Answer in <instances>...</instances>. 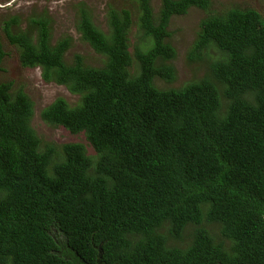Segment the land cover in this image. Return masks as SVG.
Wrapping results in <instances>:
<instances>
[{
  "label": "trees",
  "instance_id": "16d2710c",
  "mask_svg": "<svg viewBox=\"0 0 264 264\" xmlns=\"http://www.w3.org/2000/svg\"><path fill=\"white\" fill-rule=\"evenodd\" d=\"M211 3L139 0L137 20L111 7L108 31L82 11L104 68L69 59L49 14L5 17L0 70L8 45L80 100L43 108L71 136L49 140L28 92L0 78V264H264V0L204 18L187 53L204 71L177 85L171 20Z\"/></svg>",
  "mask_w": 264,
  "mask_h": 264
},
{
  "label": "rangeland",
  "instance_id": "374dc122",
  "mask_svg": "<svg viewBox=\"0 0 264 264\" xmlns=\"http://www.w3.org/2000/svg\"><path fill=\"white\" fill-rule=\"evenodd\" d=\"M263 0H212L208 8L193 5L187 14L175 16L171 20L169 30L175 32L174 44L179 51V60L177 69L179 79L177 85L184 81L196 79L195 73L203 72L198 66L191 62L187 57L188 50L193 46L197 39L201 21L209 14L219 11H227L235 5L244 6L249 3L261 7ZM164 5V0H152V7L155 12L159 11ZM132 10L133 19L138 18L140 14L139 0H0V30L2 21L6 16L21 15L20 29L28 28L30 24L29 16L35 14H49L50 28L53 41L70 36L73 45L68 52L70 59L75 52L86 57V62L91 65H101L103 68L108 64V58H102L95 53L92 46L82 38V31L79 22L82 11H86L93 18L95 25L104 31H108L109 8ZM262 10V9H261ZM177 31V33H176ZM113 36L111 37V39ZM141 38V32L135 30L130 35L131 45L136 47ZM9 55L4 58L3 69L0 70V78L3 80L14 81L16 87L24 88L33 100L34 114L32 117V126L46 139H57L59 142L70 140L71 136L64 127L53 125L46 122L41 115L43 108L54 103L59 97H64L71 105H76L80 100V95L72 93L66 86L54 81H46L42 76L40 67L31 69L24 67L19 61L16 49L6 45ZM131 47V57L136 60L134 49ZM213 55L217 52L211 51ZM219 56L217 55L216 58ZM204 68V63H199ZM137 68V67H136ZM169 88L170 86H162ZM84 136V135H82ZM219 226L217 225V232ZM60 240H63L60 237Z\"/></svg>",
  "mask_w": 264,
  "mask_h": 264
},
{
  "label": "clouds",
  "instance_id": "9594fccd",
  "mask_svg": "<svg viewBox=\"0 0 264 264\" xmlns=\"http://www.w3.org/2000/svg\"><path fill=\"white\" fill-rule=\"evenodd\" d=\"M131 47H133V46L131 45L129 49H131ZM176 69H177V67H176ZM177 70H178V69H177ZM193 80H196V79H193ZM193 80H189V81H193ZM189 81H187V82H189Z\"/></svg>",
  "mask_w": 264,
  "mask_h": 264
}]
</instances>
